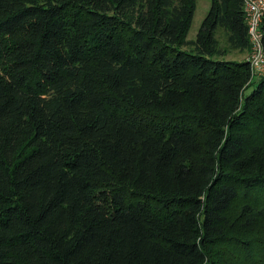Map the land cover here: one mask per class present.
Listing matches in <instances>:
<instances>
[{
  "label": "trees",
  "instance_id": "16d2710c",
  "mask_svg": "<svg viewBox=\"0 0 264 264\" xmlns=\"http://www.w3.org/2000/svg\"><path fill=\"white\" fill-rule=\"evenodd\" d=\"M196 7L0 0V264H264V75Z\"/></svg>",
  "mask_w": 264,
  "mask_h": 264
},
{
  "label": "built area",
  "instance_id": "2783aa9c",
  "mask_svg": "<svg viewBox=\"0 0 264 264\" xmlns=\"http://www.w3.org/2000/svg\"><path fill=\"white\" fill-rule=\"evenodd\" d=\"M244 9L251 51L247 59L251 68L250 82H255L264 75V0H244Z\"/></svg>",
  "mask_w": 264,
  "mask_h": 264
},
{
  "label": "rangeland",
  "instance_id": "374dc122",
  "mask_svg": "<svg viewBox=\"0 0 264 264\" xmlns=\"http://www.w3.org/2000/svg\"><path fill=\"white\" fill-rule=\"evenodd\" d=\"M211 0H198L197 1V7H196V13L192 22V28L188 34V39L195 40L200 28L201 23L204 20V18L207 16L208 12L210 11ZM219 38L221 39L222 45L225 47V41L226 38L223 34V32H220ZM251 54L250 49L239 51V50H232L230 49L229 54L227 55L228 59H235V60H247ZM252 90V86L249 87L245 93H248Z\"/></svg>",
  "mask_w": 264,
  "mask_h": 264
},
{
  "label": "crops",
  "instance_id": "0c3cea01",
  "mask_svg": "<svg viewBox=\"0 0 264 264\" xmlns=\"http://www.w3.org/2000/svg\"><path fill=\"white\" fill-rule=\"evenodd\" d=\"M198 1V0H197ZM211 4H212V0H211ZM210 7H211V5H210ZM210 9V8H209Z\"/></svg>",
  "mask_w": 264,
  "mask_h": 264
}]
</instances>
